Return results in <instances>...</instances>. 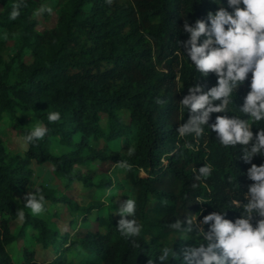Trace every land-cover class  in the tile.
Returning <instances> with one entry per match:
<instances>
[{
    "label": "trees",
    "instance_id": "obj_1",
    "mask_svg": "<svg viewBox=\"0 0 264 264\" xmlns=\"http://www.w3.org/2000/svg\"><path fill=\"white\" fill-rule=\"evenodd\" d=\"M219 7L228 8L227 0H64L41 12L54 25L38 29L36 0H0V30L17 36L12 54L0 40V117L18 120L24 142L21 152H10L0 137V264H165L156 258L161 247L179 252L200 240L197 233L184 240L170 227L175 220L197 215L199 221L219 209L233 221L241 215L253 183L247 169L264 156L246 162L239 144L223 146L208 125L200 135L177 131L192 115L180 103L189 86L206 91L217 83L215 73L201 75L183 53L184 23L207 20ZM250 82L251 73L228 110L211 113L209 125L218 115L247 118L239 107ZM17 111L29 112L47 134L27 141L35 126H22ZM51 111L60 120L48 121ZM261 127L264 121L252 124L254 135ZM33 161L50 165L65 189L79 182L87 191L124 190L136 201L134 217L125 218L141 225L140 234H121L118 202L78 205L43 185L30 188ZM96 162L112 167L98 170ZM202 165L210 175L199 173ZM34 190L46 214L25 205ZM62 203L78 215L64 232L49 225V214L57 213L50 208ZM167 264H181L180 256Z\"/></svg>",
    "mask_w": 264,
    "mask_h": 264
},
{
    "label": "clouds",
    "instance_id": "obj_2",
    "mask_svg": "<svg viewBox=\"0 0 264 264\" xmlns=\"http://www.w3.org/2000/svg\"><path fill=\"white\" fill-rule=\"evenodd\" d=\"M221 3L222 0H215ZM228 8L219 7L215 12L209 11L207 20L197 19L194 23L185 21L184 31L188 37L183 43V53L195 69L203 76L215 73L217 83L203 90L199 83L190 85L188 93L180 103L190 112L189 119L177 128L181 136L190 133L200 135L208 125L216 133L220 144L225 147L240 145L243 159L251 162L257 154L264 156V127L255 133L252 124L264 121V0H227ZM231 9V11L229 10ZM39 12H52L50 6L44 5ZM18 14L12 12V17ZM204 37L201 41V37ZM251 73L250 90L244 97L239 111L241 116L218 115L209 125L211 113L228 110L233 102V93ZM219 101V103H215ZM58 111L47 114L50 122L60 120ZM47 127L38 124L26 135L31 142L43 138ZM199 173L208 176L211 169L202 165ZM247 177L253 181L245 194L246 202L240 216L227 218L223 210L212 211L202 220L194 217L177 219L170 227L188 240V235L197 233L198 243L184 246L178 251L168 246L161 247L156 255L160 261L180 256L181 264H264V162L251 163ZM36 191L26 194L25 205L33 214L43 210L44 197L37 196ZM238 207H241L239 201ZM136 201L124 200L118 208L121 218L117 228L122 235L137 236L141 225L137 221L125 218L134 217ZM254 216L259 219L253 223ZM204 225H208L205 230ZM148 264H154L149 260Z\"/></svg>",
    "mask_w": 264,
    "mask_h": 264
},
{
    "label": "rangeland",
    "instance_id": "obj_3",
    "mask_svg": "<svg viewBox=\"0 0 264 264\" xmlns=\"http://www.w3.org/2000/svg\"><path fill=\"white\" fill-rule=\"evenodd\" d=\"M38 2L39 8L41 6L47 5L52 8V11L60 6V4L64 0H36ZM39 19L38 29L50 28L55 23V18L52 16L49 21H43V16L41 12L37 14ZM0 40H4L7 53L12 54L15 51V43L17 41V36L15 34H7L4 31L0 30ZM19 118H21L22 126L24 127H33L35 126V122L29 112L17 111ZM18 120H11L7 118L5 115L0 117V137L6 149L10 152H21L24 147V142L21 137L17 135V130L20 128ZM51 148L56 152H59L61 147L57 144H52ZM96 169L106 171L108 168L112 166L108 163H100L96 162L93 165ZM32 169V178L30 181V188L43 185L47 188H50L55 191L56 196H60L61 194H65L68 198L71 199L72 202L78 205H86L89 203L91 199H99L105 203H109L111 201L118 202L119 206L121 203L128 198L127 193L121 189H112L105 190L101 188H93L91 191H87V189L83 188L82 185L78 183H73L71 187L65 189L63 188V183L60 178H58L52 171L50 165H40L33 161L30 165ZM100 179V174L94 177L93 182H97ZM57 212L56 216L53 217L49 214V225L52 228H57L64 232V230H69V221L71 217L77 219V213H71L63 203L57 208L52 206L50 208V212ZM45 213V211H41ZM46 214V213H45ZM94 215V211L92 212L91 218ZM78 225V222H77ZM79 225H81L79 223ZM20 224L18 222L14 223V227L12 228L13 233L16 234L19 230ZM88 226V225H87ZM11 256L15 254V247H7ZM41 260V257H37Z\"/></svg>",
    "mask_w": 264,
    "mask_h": 264
}]
</instances>
